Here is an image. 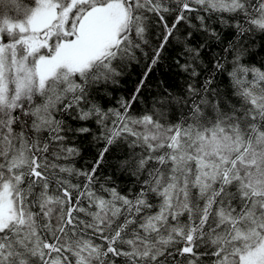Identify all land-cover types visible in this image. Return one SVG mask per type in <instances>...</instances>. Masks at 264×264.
Segmentation results:
<instances>
[{
	"label": "snow or ice",
	"instance_id": "obj_1",
	"mask_svg": "<svg viewBox=\"0 0 264 264\" xmlns=\"http://www.w3.org/2000/svg\"><path fill=\"white\" fill-rule=\"evenodd\" d=\"M0 264H264V0H0Z\"/></svg>",
	"mask_w": 264,
	"mask_h": 264
},
{
	"label": "trees",
	"instance_id": "obj_2",
	"mask_svg": "<svg viewBox=\"0 0 264 264\" xmlns=\"http://www.w3.org/2000/svg\"><path fill=\"white\" fill-rule=\"evenodd\" d=\"M158 34V33H157ZM259 42V41H258ZM150 43L155 45L156 39L155 37L150 38ZM145 51H149V48H145ZM175 45L170 44L167 50L163 53L161 62L153 69V72L149 76L148 83L150 85V89L145 91L143 100L148 101L152 95V93L156 89V85L161 80H169L172 83H177L178 81L173 76L171 71L172 57L174 56ZM138 62H133L125 71V75L121 78L120 83L118 85H109L106 91L111 93L110 99H115L120 96H128L130 95L131 88L135 84V82L139 79V77L146 70L147 60L142 57L139 53H137ZM102 90L101 95H103ZM145 106L144 103L137 104L134 108V111H139ZM84 148L86 151L84 152L85 160H89L92 155V149L88 145L87 142L84 143ZM111 172V169H108Z\"/></svg>",
	"mask_w": 264,
	"mask_h": 264
}]
</instances>
